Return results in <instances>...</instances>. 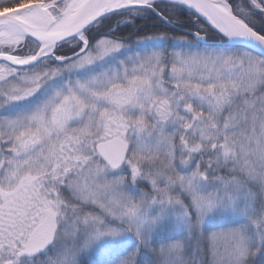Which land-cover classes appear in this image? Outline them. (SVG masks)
<instances>
[{
    "label": "snow or ice",
    "instance_id": "6c2138e0",
    "mask_svg": "<svg viewBox=\"0 0 264 264\" xmlns=\"http://www.w3.org/2000/svg\"><path fill=\"white\" fill-rule=\"evenodd\" d=\"M173 217L186 237L154 244ZM102 238L111 264L264 250V0H0V264Z\"/></svg>",
    "mask_w": 264,
    "mask_h": 264
},
{
    "label": "trees",
    "instance_id": "16d2710c",
    "mask_svg": "<svg viewBox=\"0 0 264 264\" xmlns=\"http://www.w3.org/2000/svg\"><path fill=\"white\" fill-rule=\"evenodd\" d=\"M241 47V46H240ZM17 105L12 106L14 109ZM185 202L188 203V197H184ZM243 219L240 216H235L230 212H217L206 221L204 227L206 230H214L221 227H229L239 223H242ZM181 237H186V229L182 224H177L175 217L167 221L163 226H161L153 235L154 244H160L169 239H177ZM196 240L195 230H193L192 239L187 240L189 254L193 252L194 241ZM135 244V240L132 237L126 238L123 246L132 247ZM95 245V244H94ZM93 247L84 253L81 257L83 264H111L115 254L116 249L107 241L101 249L97 250ZM198 256L199 253H196ZM155 257L149 249H141L139 254L140 264H154ZM252 264H264V250L258 251L254 257L251 258Z\"/></svg>",
    "mask_w": 264,
    "mask_h": 264
},
{
    "label": "rangeland",
    "instance_id": "374dc122",
    "mask_svg": "<svg viewBox=\"0 0 264 264\" xmlns=\"http://www.w3.org/2000/svg\"><path fill=\"white\" fill-rule=\"evenodd\" d=\"M26 103H28V102H21V104H20V105H17L15 108L21 107V106H23V104H26ZM15 108H14V109H15ZM14 109H13V110H14ZM133 190H135V189H133ZM127 238H129V237H127ZM107 241H109V238H102L101 240H99V241H97V242L95 243L94 248H96L98 251H99V250L101 251V249H103L102 246H103L105 243H107Z\"/></svg>",
    "mask_w": 264,
    "mask_h": 264
},
{
    "label": "water",
    "instance_id": "95a60500",
    "mask_svg": "<svg viewBox=\"0 0 264 264\" xmlns=\"http://www.w3.org/2000/svg\"><path fill=\"white\" fill-rule=\"evenodd\" d=\"M237 46H241V47H245V46L252 47V45H251L250 42L246 45L245 42H243V41H240Z\"/></svg>",
    "mask_w": 264,
    "mask_h": 264
}]
</instances>
